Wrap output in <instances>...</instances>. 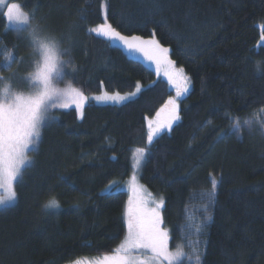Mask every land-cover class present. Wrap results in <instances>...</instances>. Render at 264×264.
I'll return each instance as SVG.
<instances>
[{
	"label": "trees",
	"instance_id": "obj_1",
	"mask_svg": "<svg viewBox=\"0 0 264 264\" xmlns=\"http://www.w3.org/2000/svg\"><path fill=\"white\" fill-rule=\"evenodd\" d=\"M15 2L35 13L32 22L55 36L62 52L70 50L63 55L71 61L65 84L85 95L124 94L137 82L141 91L122 104L89 102L83 119L74 107L52 110L49 120H58L43 127L33 163L15 184V203L0 209V264H69L113 254L126 233L129 193L105 189L131 176L139 148L146 154L138 180L164 201L170 251L189 252L199 239L203 264H264V134L243 123L264 107V0ZM104 3L117 31L146 39L154 32L190 78L180 121L151 146L147 120L175 93L131 53L88 32L103 22ZM10 54L11 68L2 67ZM31 55L23 36L0 19V77H11L19 58ZM237 118L240 132L218 139ZM212 177L219 181L215 203L204 212ZM51 200L60 207H43ZM207 216L212 219L197 237L193 227Z\"/></svg>",
	"mask_w": 264,
	"mask_h": 264
},
{
	"label": "snow or ice",
	"instance_id": "obj_2",
	"mask_svg": "<svg viewBox=\"0 0 264 264\" xmlns=\"http://www.w3.org/2000/svg\"><path fill=\"white\" fill-rule=\"evenodd\" d=\"M107 5H101L103 22L91 26L87 30L102 37L109 42L110 47H117L125 53H138L148 62L155 65L157 75L161 65L166 67L163 75L168 85L174 89L175 96H170L164 106L156 113V120H147V144L151 146L155 139L163 134L170 133L173 126L180 121V98L185 97L189 91L190 78L185 73L183 67H178L170 58V48L164 47L155 39L153 32L152 38L146 39L137 35L126 36L117 31L107 21ZM0 19L6 22V26L16 32H27L29 47L34 52V71L27 78L29 92L24 94L13 90L11 83L5 82L0 87V190H4L6 195H0V205L17 199L15 184L22 179L26 166L33 163L28 153L35 150L42 138V129L50 123L58 120L49 114L56 109L75 108L77 116L84 118L85 106L90 101L95 102H114L120 104L130 100L140 91L139 82L135 85L136 91L129 96L103 95L88 97L79 88L73 87L72 83H66L60 87L64 76V68L71 66V61H61V55H68L69 49L61 52L59 42L56 37L47 32L39 23H32L35 19L34 12H26L23 5L15 0H0ZM261 47H264V35L261 37ZM20 62L24 58L20 57ZM13 54L7 57V62L2 66L11 68ZM259 71V66H257ZM72 71L76 69L73 67ZM7 78L0 77V81ZM264 112V107L260 109ZM163 114V115H162ZM211 123V121H208ZM243 123L251 126L249 118H245ZM262 134H264V120L258 121ZM241 122L239 118L231 124L228 133H221L218 139H223L225 135L239 133ZM137 153L143 157L146 154L145 148H139ZM141 160H137V165ZM211 177V174H210ZM136 177H133V192ZM219 181L212 177L210 179L211 190L207 193L208 204L204 206V212L208 211L209 205L215 203L216 189ZM105 191L110 194L121 192V186L113 181ZM164 201L161 199L155 207H149L148 202L136 196L130 197L124 213V223L127 232L124 239L117 248L113 250V255H105L94 264H183L186 259L189 264H203V253L199 250V239L195 244H189L191 249L185 252L178 247L175 252L169 250V231L162 227L164 221L161 209ZM56 200L49 201L47 208H59ZM212 219L207 216L204 220L193 227V231L199 237L206 222ZM143 250L151 253L144 259H139L132 255L134 251ZM73 264H93L76 260Z\"/></svg>",
	"mask_w": 264,
	"mask_h": 264
},
{
	"label": "rangeland",
	"instance_id": "obj_3",
	"mask_svg": "<svg viewBox=\"0 0 264 264\" xmlns=\"http://www.w3.org/2000/svg\"><path fill=\"white\" fill-rule=\"evenodd\" d=\"M9 2H12V1L9 0ZM0 11H2V9H0ZM19 33L23 36V38H24L27 46L29 47L28 33L27 32H19ZM29 48H30V51L32 52V55L33 56L31 55V56L26 57L23 60V62L20 64V66L18 67L16 73H13V75L11 77H9L7 79V81H5V82H8V83H11L13 90L18 91V92H22L24 94H27L29 92V88H28V84H27V78L34 71V64H33L34 52H33V49L31 47H29ZM131 54L133 55L132 57H134V58L140 60L141 62H143L144 64L148 65L155 72V74H156L157 77H160V78H163V79L166 80V78L163 75L164 71L166 70V67L164 65H161V67L159 69V75H157V72H156V69H155V65L151 64L150 62H148L142 55H140L138 53H131ZM60 60L61 61H64L63 60V55L60 56ZM64 86H65V82H64V80L62 78V82L60 83V87H64ZM190 87L191 86L189 85V90H190ZM135 91H136V89L134 91H132V92H128V93H124V94L119 93V94L121 96H129L131 93H133ZM104 93H107L108 95H115L116 94V93H109V92L102 91L99 94L87 95V96L88 97L99 96V95H103ZM174 93H175V91H174ZM133 98H131V99H133ZM127 101H129V100H127ZM127 101H123L120 104L125 103ZM90 102L97 103V104H116L114 102H108V103L95 102V101H90ZM155 120H156V118L153 119V121H155ZM259 120H264V112H257L254 115V117L250 120L252 122L250 127H255V128H257L258 130L261 131L260 125L258 123ZM33 151L34 150H32V151H30L28 153L30 159H31L30 153L33 152ZM143 157H141L140 154L137 153L136 150H134L132 152L133 172H132L131 176L126 181H124L123 183L120 184V186H121V189H124V190L127 189L128 190L129 198L130 197H133V196H136L138 198H141V199L147 201L149 207H155L156 206V203H158L160 201L159 198L158 197H155L152 194H150L140 184V182L138 180V169H139L138 167H139V165H137V160L139 159V160L142 161ZM134 176L136 177L135 187L137 189V191L135 193L132 190L133 189V177ZM0 195H6V192L4 190H0ZM15 201L16 200L7 202L5 205H0V209L13 205L15 203ZM126 232H127V228H126ZM125 235H126V233H125ZM113 254H111V255H113ZM132 255L135 256V257H137V258H139V259H144L146 256H150L151 253H147V252H145L143 250H138V251H134L132 253ZM102 257L103 256H101V257H82V258H79L78 260H82V261H85V262H93V264H94V262L96 260H99ZM73 262H71L69 264H73Z\"/></svg>",
	"mask_w": 264,
	"mask_h": 264
},
{
	"label": "clouds",
	"instance_id": "obj_4",
	"mask_svg": "<svg viewBox=\"0 0 264 264\" xmlns=\"http://www.w3.org/2000/svg\"><path fill=\"white\" fill-rule=\"evenodd\" d=\"M48 203H49V202H48ZM48 203H46L45 205H43V207L47 208Z\"/></svg>",
	"mask_w": 264,
	"mask_h": 264
}]
</instances>
